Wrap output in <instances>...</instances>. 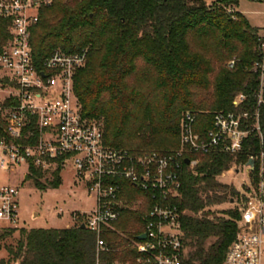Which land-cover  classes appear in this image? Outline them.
I'll use <instances>...</instances> for the list:
<instances>
[{"label":"trees","instance_id":"1","mask_svg":"<svg viewBox=\"0 0 264 264\" xmlns=\"http://www.w3.org/2000/svg\"><path fill=\"white\" fill-rule=\"evenodd\" d=\"M240 1L214 0L208 5L202 0H55L41 10L32 29L34 60L39 66L57 48L89 50L86 66L75 76V94L86 117L103 121L104 141L110 147L173 153L180 149L184 112L197 115L195 132L202 137L213 127L217 112H259L264 137L262 72L253 70L263 59L262 31L233 10ZM10 25L0 19V47L9 39ZM142 67L147 70L140 73ZM149 78L154 92L142 90ZM241 93L247 99L235 107ZM262 149L264 143L254 134L239 155L196 154L189 155L196 165L183 163L176 202L186 250L182 264H222L240 216L237 208H214L235 205L240 194L219 178ZM31 173L29 178L41 188L61 185L59 172L48 183L41 182L40 171ZM257 173L258 166L251 173L255 185ZM141 198L148 194L138 192L130 199ZM144 212L124 210L103 234L109 251L100 255L101 264H136L137 251L129 243L144 229ZM81 226L21 230L17 246L8 249L10 260L97 264L96 236ZM11 234L13 230L3 232L0 240Z\"/></svg>","mask_w":264,"mask_h":264},{"label":"built area","instance_id":"2","mask_svg":"<svg viewBox=\"0 0 264 264\" xmlns=\"http://www.w3.org/2000/svg\"><path fill=\"white\" fill-rule=\"evenodd\" d=\"M54 1L0 0V19L11 22L9 39L0 47V170L14 172L25 167L24 181L31 180V169L40 171L42 179L53 180L55 172L60 175L71 163L94 201L93 209L75 220L77 226L85 225L95 234L97 264H101L100 255L109 251L103 234L124 210L139 208L145 209L144 229L129 243L137 251L136 264H182L186 250L182 212L176 202L181 197L183 163L189 159L190 165H196L189 155H239L254 134L264 143L260 114L217 112L213 127L202 137L195 132L197 115L185 112L180 149L173 153H133L106 145L103 124L83 114L75 94V76L86 66L89 50L57 48L39 66L34 60L32 29L41 10ZM262 40V63L253 68L262 72L259 103L263 102L264 30ZM234 66L232 60L229 67ZM246 99L239 94L234 106ZM241 166L248 183L247 188L237 189L238 233L222 264H264V149ZM257 166L259 182L255 185L251 173ZM138 192L147 193L148 198L131 201ZM19 196L16 187L0 184V233L22 226ZM141 236L145 239L139 240Z\"/></svg>","mask_w":264,"mask_h":264},{"label":"rangeland","instance_id":"3","mask_svg":"<svg viewBox=\"0 0 264 264\" xmlns=\"http://www.w3.org/2000/svg\"><path fill=\"white\" fill-rule=\"evenodd\" d=\"M202 1L211 5L214 0ZM239 10L241 9L239 8ZM250 19L257 27L264 26L263 15L256 14L250 16ZM144 70L147 69L142 67L140 73ZM147 81V84L142 86V90L154 92L153 79L149 78ZM100 122L104 124L102 120ZM25 173V167H19L14 172L0 170V184H8L19 190L22 225L18 229H13V234L7 235L0 240V264H3V262L4 264H17L10 260L12 257L9 255L8 249L17 246L21 239V230L74 227L77 226L75 217L92 210L94 207L93 199L89 198L84 184L78 181L71 163L61 170V185L58 189L41 188L36 185L33 178L29 181H24L23 176ZM50 181V179L45 178L41 180L42 183ZM219 181L233 186L237 190L240 187L247 188L244 185L248 183V176L245 173L244 166L233 165L229 171L219 178ZM231 208H237V205L224 204L215 207L214 210L220 212Z\"/></svg>","mask_w":264,"mask_h":264},{"label":"crops","instance_id":"4","mask_svg":"<svg viewBox=\"0 0 264 264\" xmlns=\"http://www.w3.org/2000/svg\"><path fill=\"white\" fill-rule=\"evenodd\" d=\"M255 7H257V8H255ZM239 8L241 10H239ZM233 10L235 12L243 14L247 18V20L251 26L259 28L263 32L264 26L263 27H257L252 22V20L250 19V16H253L256 14H261L264 16V3L263 2H254L251 0H241L240 3L236 7H234Z\"/></svg>","mask_w":264,"mask_h":264},{"label":"water","instance_id":"5","mask_svg":"<svg viewBox=\"0 0 264 264\" xmlns=\"http://www.w3.org/2000/svg\"><path fill=\"white\" fill-rule=\"evenodd\" d=\"M185 164L189 165V164H190V160H189V159H186V160H185ZM249 165H250L251 169L253 170V169H254V162H253V161H250V162H249ZM26 179H27V178H26ZM81 228H82V229H86V226H85V225H82ZM144 239H145V236H141V237L139 238V240H144Z\"/></svg>","mask_w":264,"mask_h":264}]
</instances>
